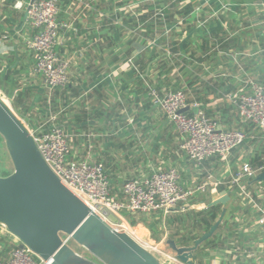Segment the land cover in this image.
<instances>
[{"label": "crops", "instance_id": "0c3cea01", "mask_svg": "<svg viewBox=\"0 0 264 264\" xmlns=\"http://www.w3.org/2000/svg\"><path fill=\"white\" fill-rule=\"evenodd\" d=\"M28 1L0 0V93L31 127L49 112L56 113L70 136L73 157L101 161L114 192L125 179L154 168L177 166L188 181L196 173L178 150L176 128L151 106L146 83L160 90L184 88L188 102L218 117L222 128L241 125L224 94L237 88L245 72L264 83V5L257 4L264 0H63L58 20L71 28H61L56 49L71 56V75L64 88L49 92L30 75L32 58L25 46L31 34L25 23ZM164 5L165 26L152 19ZM141 35L154 36L156 46H147ZM194 108L185 111L193 113ZM253 147L249 142L234 150L232 161L245 155L258 165L260 150ZM218 166L221 173L224 167ZM221 189L198 200L206 205ZM226 205L228 217L221 231L194 252L192 263L222 264L227 258L224 264H241L250 241L261 247L257 260L264 259V236L252 229L249 219L246 231L237 229L229 222L234 201L230 198ZM130 219L149 231V223ZM224 234L233 236L242 249L215 253L214 245L220 250L224 246ZM217 240L222 243L215 244Z\"/></svg>", "mask_w": 264, "mask_h": 264}, {"label": "built area", "instance_id": "2783aa9c", "mask_svg": "<svg viewBox=\"0 0 264 264\" xmlns=\"http://www.w3.org/2000/svg\"><path fill=\"white\" fill-rule=\"evenodd\" d=\"M62 1L29 0L25 10V23L31 30L25 40L26 49L32 58L30 75L38 78L49 92L64 88L71 75V56L61 54L56 49L61 28L70 27V23L58 20ZM257 4L261 7L264 2ZM167 7L164 5L154 12V23L160 21L164 26L167 24ZM141 36L147 46H156L154 36ZM165 52L170 56L169 50ZM127 62L137 69L132 58ZM146 93L151 106L159 110L166 121L176 128L179 135L178 150L196 172L191 176V181L183 180L179 167L170 165L125 179L118 192H114L110 176L101 161L73 157L70 136L58 123L56 113L49 112L36 127H31L23 117L17 116L33 136L42 157L60 181L117 230L126 231L132 236L128 226L130 218L143 217L144 220V217L166 215L172 210L207 208L202 200H198V196L208 192L216 193L223 187L234 201V211L229 222L237 224V229L246 231L244 223L249 219L252 229H257L259 235L264 236V183H254L257 182L256 176L264 170V83L245 72L237 88L224 94L237 111L241 124L233 128H222L218 117L209 115L197 102H188V93L184 88L160 90L158 85L146 83ZM0 99L7 104L1 93ZM187 106L195 107L196 111H181ZM249 142L254 144L253 150H260L258 154L261 163L254 165L245 155H240L233 162L232 152ZM218 165L224 167L221 173ZM133 232L137 234V228ZM224 236L223 243L220 240L215 243L221 242L224 245L221 250L220 245L213 246L215 253L227 255L242 249L235 246L233 236ZM65 240L68 243L71 239L65 237ZM143 246L151 250L150 246ZM243 249L241 264H264V259L258 261L256 258L262 253L256 241H250ZM250 259L257 261L252 263ZM176 260L179 264H187ZM223 260L227 262L230 259ZM0 264L51 262L43 260L27 246L20 247L18 238L0 222Z\"/></svg>", "mask_w": 264, "mask_h": 264}, {"label": "water", "instance_id": "95a60500", "mask_svg": "<svg viewBox=\"0 0 264 264\" xmlns=\"http://www.w3.org/2000/svg\"><path fill=\"white\" fill-rule=\"evenodd\" d=\"M187 110V107L181 111ZM196 111V108H194ZM0 136L13 171L0 176V222L34 254L51 264H165L126 231L103 220L54 174L18 116L0 99ZM264 180V170L255 178ZM229 192L222 189L210 203L221 211L209 229L192 245H167L184 263L192 264L194 252L223 222ZM65 237L83 247L91 257L74 250Z\"/></svg>", "mask_w": 264, "mask_h": 264}, {"label": "rangeland", "instance_id": "374dc122", "mask_svg": "<svg viewBox=\"0 0 264 264\" xmlns=\"http://www.w3.org/2000/svg\"><path fill=\"white\" fill-rule=\"evenodd\" d=\"M8 106L13 110V105L8 103ZM16 115L21 117V115L18 112H14ZM13 164L12 161L9 157L8 151L6 149V146L3 143H0V174L3 172H9L11 173L13 171ZM206 201V200H205ZM222 206H219V211L218 215L220 214ZM203 209H190V210H185V211H172L171 213L165 217L163 214H153L150 217H144V222L145 225L148 226L147 223L151 225L149 228V231H147L144 226H137L136 225V220L128 219L129 221V231L134 237V239L142 245H148L151 247V251L157 258H159L162 262L165 264H179L176 262V254L171 248L167 245L166 240L167 239H177L181 240L186 239L188 237L194 236V237H199L204 230L202 229H197L194 228L193 233L191 232L192 228V222L191 220H187L185 218V214H189L193 211H198V210H204ZM228 213H227V205H226V213L223 218V222L220 224V226L217 228L216 232L212 237L209 239L211 240L214 238L215 235H218L219 231H221L222 226L224 225V220L226 219ZM164 218L162 219V217ZM177 217H182L184 218L181 222H178L176 220ZM141 218L142 220L143 217H138ZM135 219V218H134ZM217 219V218H216ZM215 219V220H216ZM142 221V222H143ZM137 228V234L134 233V229ZM184 237V238H183ZM193 240H191L187 245H192ZM69 245L76 250L78 253L86 256V257H91L90 254L80 245L75 243L73 240H69ZM178 245L179 242H176ZM208 243V240L205 241L201 246H206L205 244Z\"/></svg>", "mask_w": 264, "mask_h": 264}, {"label": "trees", "instance_id": "16d2710c", "mask_svg": "<svg viewBox=\"0 0 264 264\" xmlns=\"http://www.w3.org/2000/svg\"><path fill=\"white\" fill-rule=\"evenodd\" d=\"M3 138L0 136V143H3ZM261 162H259L260 164ZM10 174L9 172H3L0 174V176H6ZM220 205H213L208 208H205L204 210H198V211H193L189 214H185V218L187 220L193 221L192 223V230L191 232L193 233L194 228L197 229H202L207 231L209 227L215 222V219L217 218L218 215V209ZM184 218L182 217H177L176 220L178 222H181ZM184 238V237H183ZM196 237L191 236L186 239L180 238V240L174 239L176 242H179L180 245H187L191 240H194ZM213 241V238L211 240H208V243H211Z\"/></svg>", "mask_w": 264, "mask_h": 264}, {"label": "bare ground", "instance_id": "6f19581e", "mask_svg": "<svg viewBox=\"0 0 264 264\" xmlns=\"http://www.w3.org/2000/svg\"><path fill=\"white\" fill-rule=\"evenodd\" d=\"M140 243V242H139ZM142 245V244H141Z\"/></svg>", "mask_w": 264, "mask_h": 264}]
</instances>
